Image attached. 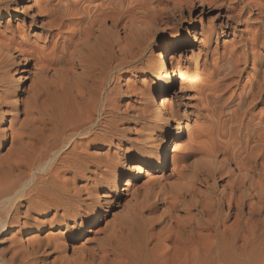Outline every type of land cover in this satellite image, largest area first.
Returning a JSON list of instances; mask_svg holds the SVG:
<instances>
[{"label":"bare ground","instance_id":"1","mask_svg":"<svg viewBox=\"0 0 264 264\" xmlns=\"http://www.w3.org/2000/svg\"><path fill=\"white\" fill-rule=\"evenodd\" d=\"M198 35L216 50L179 90ZM0 264H264V0H0Z\"/></svg>","mask_w":264,"mask_h":264},{"label":"rangeland","instance_id":"2","mask_svg":"<svg viewBox=\"0 0 264 264\" xmlns=\"http://www.w3.org/2000/svg\"><path fill=\"white\" fill-rule=\"evenodd\" d=\"M196 7L198 8V6H196ZM205 9L209 10V7L205 6ZM210 10H211L210 12H207V14H203L201 16H200V13L198 10H196L194 12V19L196 17H198V20L194 26L195 34L200 33L202 31V27L206 28L208 25H210V23L212 21L216 20V14H217L216 12L217 11L214 10V8L211 6H210ZM21 17H22V14L14 16L12 21L16 22V20H18V18H21ZM250 24H252V21H247V20L245 21V19H244L243 23L238 27V32H240L242 30L244 31L247 26L249 27ZM188 26H189L188 16H187V13L185 12V13H183V16H177L176 20L171 24V26H169L165 30V32H163V34L160 37V39H162L161 41L164 44L169 42L168 41L169 36L172 33L176 32L179 27L187 28ZM249 29H250V27L248 28V30ZM199 38L202 39L203 37H200L198 35V39ZM200 39L198 41L197 40L195 41L193 38H191V45L189 48V52L187 54L183 53V57L180 60L179 65H180L181 69L184 72L187 69H189V72L186 73L182 78L180 76H178L177 81L179 82L178 83V89L179 90L181 88L182 80H187L193 76L203 75V67H202L203 61L207 60V59L210 60V58H208L207 56L209 55V53H211L212 50H216V44L213 41H208V40H202L201 41ZM217 44H218V50H220V52L223 51L224 46L231 47L233 45L232 34H229L223 38H220ZM155 52L157 53V52H159V50H156ZM217 63H218V68H219L218 70L221 73V76L224 77V75L225 76L229 75V73L232 70V64L230 62H222L221 60L218 61ZM250 67H251V65H250ZM32 68H33V62H30L29 65L25 69H26V71H28ZM26 71L24 73H26ZM246 76H247L246 74L243 76V79H242L243 82H246L248 80L247 78H249V77H246ZM152 78L153 77H151V79ZM200 82H201V80H200ZM31 85H32V80H28L25 83L24 87L25 88L27 87V89H28V88H30ZM233 89L234 88H232V89L229 88L225 92L218 94L220 98H218L217 100H213V102H211V106L215 105V103H220V102L221 103L223 102V104H228L229 103L228 98L232 94L231 92H233L232 91ZM29 90L30 89L26 90V94L28 93ZM194 90L197 91L198 89L195 87ZM184 92L185 91L180 93V97L184 95ZM171 96H172V93L167 94V97L169 98V100H170ZM230 111H231L230 109H226L224 111V114H223L224 119L229 117V115L231 114ZM192 112H194V115L191 117L192 119H190L188 130H189V132L196 133V132H198L197 130H201L202 128L207 127L209 123L207 121H205L203 118L199 117V115H197L198 110L196 108H193ZM256 113L258 114V111ZM6 127H9V124H7ZM188 137H189V134L186 131L176 141L177 142V148L175 149L176 150L175 152H178L177 153L178 155L180 154V147L181 148L185 147V145H188V143L190 142ZM181 144H182V146H181ZM178 145H179V147H178ZM178 148H179V150H178ZM172 151H173L172 147H169V162H168V164L166 166V170H165V172L167 174L171 173L172 168H173V162H172V157H171ZM125 179H126V177H124L120 182V185H119L120 190L125 187L124 186ZM146 179H147L146 176H143L138 181H136V185L134 186V190H140V189L142 190L144 188L146 181H147ZM134 190L132 189L127 194H123V196L120 197L121 203L119 204V207H117V205H114L112 208L113 212L111 214L107 215L105 221L102 218V221L99 223L98 228L95 227L96 228L95 231L99 230L100 228L102 230L98 233L99 236L104 231V228L106 229V226H111L114 224H118L120 222V220H118V219H120V216H118V213H116V212L118 211V209L121 210V206H123V203L125 205L126 202H128L130 200L131 193ZM111 195L112 196L114 195V197H115V192L114 191L111 192ZM87 236H88V238H94L95 233H89V235H87Z\"/></svg>","mask_w":264,"mask_h":264}]
</instances>
